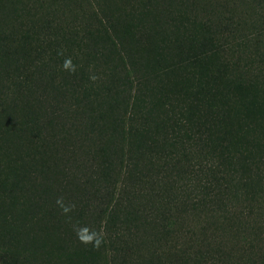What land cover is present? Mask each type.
<instances>
[{
	"label": "trees",
	"instance_id": "trees-1",
	"mask_svg": "<svg viewBox=\"0 0 264 264\" xmlns=\"http://www.w3.org/2000/svg\"><path fill=\"white\" fill-rule=\"evenodd\" d=\"M263 170L264 0H0V264H264Z\"/></svg>",
	"mask_w": 264,
	"mask_h": 264
},
{
	"label": "rangeland",
	"instance_id": "rangeland-1",
	"mask_svg": "<svg viewBox=\"0 0 264 264\" xmlns=\"http://www.w3.org/2000/svg\"><path fill=\"white\" fill-rule=\"evenodd\" d=\"M259 186L260 187V191H261V195L259 196V199L252 204L250 207L247 206L245 212L247 215V221H244V223H247L249 225L254 226V228H256L257 230H259V232L264 233V170H263V174L261 175L260 181H259ZM236 210L241 209L242 204L240 201H236ZM235 206V204H234ZM246 205H243V208ZM253 209L252 214H250V211ZM255 221V222H254ZM257 246H260V248L264 249V244L262 243H258ZM257 251V250H256ZM254 251H249L250 253H253Z\"/></svg>",
	"mask_w": 264,
	"mask_h": 264
},
{
	"label": "clouds",
	"instance_id": "clouds-1",
	"mask_svg": "<svg viewBox=\"0 0 264 264\" xmlns=\"http://www.w3.org/2000/svg\"><path fill=\"white\" fill-rule=\"evenodd\" d=\"M69 64H70V60H65L64 67L67 68ZM58 203H60V201H58ZM65 211H67V209H65Z\"/></svg>",
	"mask_w": 264,
	"mask_h": 264
}]
</instances>
